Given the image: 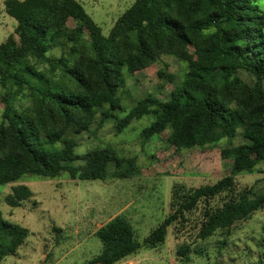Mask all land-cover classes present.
Returning a JSON list of instances; mask_svg holds the SVG:
<instances>
[{
  "label": "trees",
  "instance_id": "1",
  "mask_svg": "<svg viewBox=\"0 0 264 264\" xmlns=\"http://www.w3.org/2000/svg\"><path fill=\"white\" fill-rule=\"evenodd\" d=\"M257 1L135 0L103 36L76 0H6L4 11L16 22L18 40L9 36L0 44V187L27 175L135 177L139 169L134 159L108 147L78 155L76 138L97 119H113L118 134L149 116L152 122L141 137L169 131L167 142L176 150L203 148L221 139L232 144L237 135L245 142L221 150V158L231 162L228 176L197 188L173 186L169 213L144 246L162 244L169 227L182 226L197 211L195 239L203 240L264 209V192L238 188L234 180L264 166V18ZM162 55L184 65L180 78L166 68L157 72L160 90L172 87L168 98L161 100V92L149 94L124 109L121 95L127 79ZM241 73L251 76L252 85ZM25 89L35 96V106L20 111L18 96ZM31 196L26 186L17 185L4 202L20 207ZM28 234L0 211V263L16 253ZM96 237L101 251L83 264H116L142 247L120 216L102 226ZM191 252L190 244H182L176 256L187 262Z\"/></svg>",
  "mask_w": 264,
  "mask_h": 264
},
{
  "label": "rangeland",
  "instance_id": "2",
  "mask_svg": "<svg viewBox=\"0 0 264 264\" xmlns=\"http://www.w3.org/2000/svg\"><path fill=\"white\" fill-rule=\"evenodd\" d=\"M0 0V44L15 34L16 22L4 11ZM103 36H108L116 20L135 0H76ZM255 6L264 18V0ZM73 27V22H68ZM264 31V28H263ZM87 34V32H85ZM192 48L189 51L192 52ZM60 57V50L53 52ZM46 67V66H45ZM166 68L181 77L184 65L174 57L162 55L155 63L136 72L127 79V89L121 95V104L129 110L137 99L157 94L166 100L171 85H163L157 77L159 69ZM241 78L252 85V78L241 73ZM3 96L0 88V99ZM35 96L23 90L18 96V108L31 109ZM2 105L0 103V121ZM113 119L101 123L97 119L89 132L77 137L75 153L108 147L117 155L134 159L139 174L132 178L104 180L72 179L67 173L56 179H41L27 175L20 181L0 187V211L5 220L28 229L25 242L16 253L5 257L0 264H83L101 251L97 231L115 217H123L132 226L136 240L142 247L116 264H264V209L255 212L248 220L238 222L227 231H217L207 239L196 240L200 221L197 211L189 220L176 228L169 227L165 241L155 248L143 245L147 236L169 213V202L174 185L197 188L212 185L230 174L231 162L222 159L220 152L231 145L244 143L237 135L230 144L226 139L203 148L176 150L168 144L169 131L150 139L141 137L143 129L152 122L146 116L134 120L122 133H115ZM81 162L73 165L79 166ZM264 169L259 164L253 173L235 176L238 188H251L264 192ZM112 170V167H110ZM260 172V173H259ZM17 185L26 186L32 196L20 207H10L4 197ZM190 244L192 252L187 262H180L176 249ZM198 250V253H194Z\"/></svg>",
  "mask_w": 264,
  "mask_h": 264
}]
</instances>
